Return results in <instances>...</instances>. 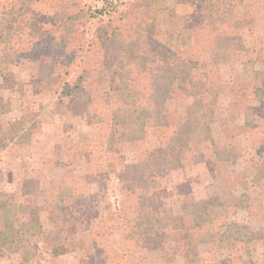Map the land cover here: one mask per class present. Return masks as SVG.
Listing matches in <instances>:
<instances>
[{"label":"trees","instance_id":"16d2710c","mask_svg":"<svg viewBox=\"0 0 264 264\" xmlns=\"http://www.w3.org/2000/svg\"><path fill=\"white\" fill-rule=\"evenodd\" d=\"M2 1L0 44L7 47L12 62L35 63L36 78L32 84L38 87L37 91L60 94L81 103L86 121L112 133L121 145H130L137 161L127 163L123 155L107 150L105 162L96 174L88 170L76 176L69 171L48 187L25 181L19 196L0 193V256L23 251L30 261L41 247L52 249L53 255L58 256L68 246L64 235L70 236L75 228L80 230L81 240L88 241L90 246L102 244L109 238L97 219L104 209L122 216L119 221L125 255L89 264H131L133 257L146 258L152 251L160 252L163 264L168 256L163 240L166 231L175 233L187 246L208 245L236 253L220 264H259L249 260L248 255L239 256L242 249H247L248 242L232 228V218L239 212L254 216V204L246 195L217 196L197 202V222L181 215L168 221L159 216L167 180L184 165L186 153L193 147V135L203 132L215 147L210 126L218 120L219 100L229 93L225 92L218 74L199 70L200 53L212 52L215 64H221L245 52L242 31L248 30L253 22L237 17L233 10L243 0H182L184 5L195 9L182 19L183 29L192 40L187 51L169 48L163 43L162 35L139 27L157 0L127 3L114 21L99 20L93 29H86V25L101 12L89 7L87 13L80 0ZM46 40H53L59 51L43 53L42 42ZM133 45L142 57L140 62L131 57ZM103 73H108L111 79L95 78ZM87 79L91 80L90 85H86ZM233 95L239 98V106L243 108V125L237 131L247 134L258 146L261 162L255 166V178L261 179L264 176V71L254 74L251 90ZM179 110L182 118L169 123V117ZM7 111V106L0 104V117ZM153 126L164 128L166 147L155 150L145 147L146 130ZM33 130L34 125L28 127L0 119V139L9 143L29 144ZM171 148L177 153L174 158L169 155ZM61 162L63 168L70 164L65 157ZM110 177L115 178L124 197H148L146 207L128 209L119 203L112 208L107 199L106 182ZM239 179L237 174L225 177L224 182L227 188H232ZM92 186L96 190L91 191ZM21 196L41 200L40 211L54 224L58 234L55 239L39 244L41 219L29 223L19 220L29 209L19 201Z\"/></svg>","mask_w":264,"mask_h":264},{"label":"rangeland","instance_id":"374dc122","mask_svg":"<svg viewBox=\"0 0 264 264\" xmlns=\"http://www.w3.org/2000/svg\"><path fill=\"white\" fill-rule=\"evenodd\" d=\"M80 1L87 13L89 7L101 12L96 19L90 18L86 25V29H93L99 20L114 21L122 8L134 0ZM3 2L0 0V4ZM194 10V7L184 5L182 0H157L139 27L151 34L162 35V41L167 47L187 51L192 46V40L189 32L183 29L182 19ZM233 10L237 17L249 18L253 22L248 30L242 31L245 52L221 64H215L212 52L203 50L200 53L199 70L218 74L225 92L229 93L219 100L218 120L210 126L215 147L211 146L203 132L193 135V147L186 153L184 165L167 180L164 206L160 208L159 216L168 221L175 215H181L197 222V202L217 196L226 198L229 195H246L254 204V216L239 212L232 218L233 232L242 235L248 242V252L242 249L239 256L248 255L249 260L264 264V176L261 179L255 178V166L260 164L261 157L257 151L258 146L251 142L248 135L237 131L243 125V108L239 106V98L233 95L242 90H251L254 74L264 71V0H243ZM42 49L47 54L59 51L53 40L43 41ZM131 57L136 62L142 60L136 45L131 49ZM36 69L35 63L25 60L14 64L7 47L0 44V104L8 108L0 119L21 122L28 127L34 125L29 144L19 146L9 143L7 139H0V193L19 196L25 181H34L41 187H48L50 182L69 171L76 176L84 175L88 170L96 174L105 162L107 150L123 155L127 163L137 161V154L130 145H121L112 133L86 121L81 103L69 101L60 94L37 91L38 87L32 84L36 78ZM95 78L109 81L111 76L103 73ZM85 83L90 85L91 80L87 79ZM182 116L179 110L169 117V123H175ZM144 145L151 150L166 147L164 128H148ZM169 155L176 157V150L169 149ZM64 157L70 161L65 168L61 167ZM237 174L240 175L239 182L227 188L224 178ZM106 183L107 199L112 208L124 203L128 209H144L149 202L146 196L124 197L114 177H110ZM94 190L96 188L92 186L91 191ZM19 199L29 207L19 216L22 223L37 218L42 221V233L37 242L40 244L55 239L58 236L56 228L46 214L40 211L41 200L30 196H21ZM120 217V213L116 216L115 212L110 214L107 210H100L97 219L100 226L109 233L108 240L102 244L90 246L88 241L81 240L82 234L75 228L70 232L73 236L64 235L68 239V246H64L66 250L58 256L53 255L52 249L41 247L37 256L30 261L26 260L23 251H19L8 257L0 256V264H89L90 261L102 263L117 255L123 256L125 252ZM163 240L168 253L163 264H220L222 260L229 259V255H236L234 251L213 249L208 245L187 246L170 231L165 232ZM131 264H161V254L152 251L147 253L146 258L133 257Z\"/></svg>","mask_w":264,"mask_h":264}]
</instances>
